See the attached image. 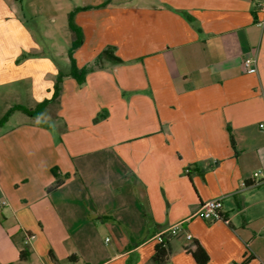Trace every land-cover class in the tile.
<instances>
[{
  "label": "crops",
  "instance_id": "crops-1",
  "mask_svg": "<svg viewBox=\"0 0 264 264\" xmlns=\"http://www.w3.org/2000/svg\"><path fill=\"white\" fill-rule=\"evenodd\" d=\"M263 3L0 0V87L35 108L65 74L0 126V264H155L161 236L164 264H264ZM213 199L228 224L193 216Z\"/></svg>",
  "mask_w": 264,
  "mask_h": 264
},
{
  "label": "trees",
  "instance_id": "trees-1",
  "mask_svg": "<svg viewBox=\"0 0 264 264\" xmlns=\"http://www.w3.org/2000/svg\"><path fill=\"white\" fill-rule=\"evenodd\" d=\"M104 4H107V2H105ZM87 8H89V7L75 8L68 15L69 29L75 35V39L73 40L71 47L68 51V55L70 58H72L73 51L75 49H77L80 46V44L82 43V38H83L81 29L79 27H77V25L74 22V16L78 11L84 10ZM70 75L75 77L76 79H78V76L74 72V68L72 69ZM64 76H65V74L59 73V75L56 79V82L54 84V94L50 100H44L43 102L39 103L35 108H26V107L21 106V105H15V106L11 107L0 118V126H2L4 123H6L9 119V117L17 110L23 111L25 114H27L29 116L40 117L42 115L45 107L47 106V104L59 95L62 77H64ZM160 238H161V241H159V243L156 245L155 253L153 256V261L155 262V264H164L166 262L167 256H168V240L165 239L164 236H161ZM192 254H193V257L195 258L197 264H206L209 260V257L207 255V253L205 252V250L201 246H199L198 244H196L195 248L192 250ZM21 257H24V255L22 253H21Z\"/></svg>",
  "mask_w": 264,
  "mask_h": 264
},
{
  "label": "rangeland",
  "instance_id": "rangeland-1",
  "mask_svg": "<svg viewBox=\"0 0 264 264\" xmlns=\"http://www.w3.org/2000/svg\"><path fill=\"white\" fill-rule=\"evenodd\" d=\"M25 1V0H24ZM26 3V2H24ZM57 23L58 24H64V26H66V22H67V18L65 16V14L60 13L57 17ZM40 17L39 16H31L28 13H26V21H25V25H27L28 28L33 29V33L36 36L40 35V31L41 29L44 27L45 23L41 24L40 23ZM63 43V42H61ZM70 48V45L67 44H61L58 48L59 51H61L62 57H55V58H68L67 57V50ZM45 50L47 51V53H49V48L45 47ZM17 56V57H16ZM9 58H35V57H29V55H27L24 50H22L21 52H15L14 56L13 54H11V52L8 55ZM19 86V85H17ZM15 85H11V87H5L2 86L0 87V117H2L9 108H11L12 106L16 105V104H22L25 105L27 107H30L31 105V99L30 96L26 94V89L25 87H21L20 93L17 94H12L9 93L10 90L14 89ZM21 116H23V114L21 112H15L14 117L12 118V120L10 121V124L14 123L15 121H17ZM103 240H105V238L103 237Z\"/></svg>",
  "mask_w": 264,
  "mask_h": 264
},
{
  "label": "built area",
  "instance_id": "built-area-1",
  "mask_svg": "<svg viewBox=\"0 0 264 264\" xmlns=\"http://www.w3.org/2000/svg\"><path fill=\"white\" fill-rule=\"evenodd\" d=\"M262 6L264 7V3L262 4ZM244 64L247 68H249L252 71L257 70L255 59H246ZM263 182H264V176L262 171H256L252 174V181L250 183H245L244 186H255L262 184ZM222 208H223V204L220 199L209 200L206 201L204 204H202L193 216H198L201 219L208 222L223 221L226 224H228L229 220H227L223 216ZM177 231L178 228L173 227L169 230V233L171 235H175L177 234ZM188 238L190 239V236H188ZM159 241H161L160 237H159Z\"/></svg>",
  "mask_w": 264,
  "mask_h": 264
}]
</instances>
